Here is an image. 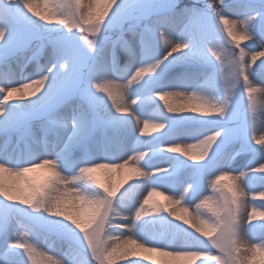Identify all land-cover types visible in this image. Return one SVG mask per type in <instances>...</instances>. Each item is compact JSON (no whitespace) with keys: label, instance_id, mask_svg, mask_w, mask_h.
<instances>
[{"label":"snow or ice","instance_id":"obj_1","mask_svg":"<svg viewBox=\"0 0 264 264\" xmlns=\"http://www.w3.org/2000/svg\"><path fill=\"white\" fill-rule=\"evenodd\" d=\"M258 201L264 0H0V264H264Z\"/></svg>","mask_w":264,"mask_h":264},{"label":"rangeland","instance_id":"obj_2","mask_svg":"<svg viewBox=\"0 0 264 264\" xmlns=\"http://www.w3.org/2000/svg\"><path fill=\"white\" fill-rule=\"evenodd\" d=\"M242 43H247V42H242ZM156 199H160V200H163V197H156ZM258 203H264L262 201H258ZM250 210V209H249Z\"/></svg>","mask_w":264,"mask_h":264}]
</instances>
